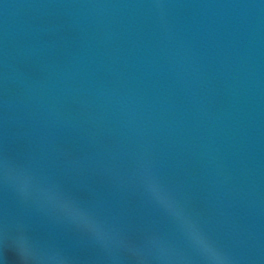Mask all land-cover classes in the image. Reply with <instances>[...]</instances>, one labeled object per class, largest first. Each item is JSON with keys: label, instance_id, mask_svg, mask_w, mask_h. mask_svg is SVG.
Here are the masks:
<instances>
[{"label": "water", "instance_id": "1", "mask_svg": "<svg viewBox=\"0 0 264 264\" xmlns=\"http://www.w3.org/2000/svg\"><path fill=\"white\" fill-rule=\"evenodd\" d=\"M0 264H264V145L137 106L0 102Z\"/></svg>", "mask_w": 264, "mask_h": 264}]
</instances>
